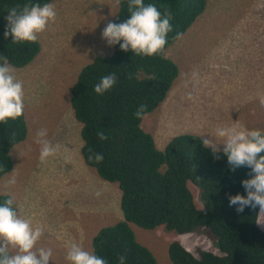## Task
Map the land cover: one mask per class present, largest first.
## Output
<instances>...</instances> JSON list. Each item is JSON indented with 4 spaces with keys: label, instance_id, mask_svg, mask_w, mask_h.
Segmentation results:
<instances>
[{
    "label": "rangeland",
    "instance_id": "1",
    "mask_svg": "<svg viewBox=\"0 0 264 264\" xmlns=\"http://www.w3.org/2000/svg\"><path fill=\"white\" fill-rule=\"evenodd\" d=\"M53 5L56 21L37 39L41 53L30 65L15 68L23 82L29 132L11 151L14 168L3 177L0 193L11 194L21 209L31 207L17 214L25 218L23 212L32 210L25 219L45 231L50 264H69V242L93 251L99 231L123 219L119 186L101 179L82 158L83 125L70 103L81 70L97 56L113 52L102 32L119 6L115 0H55ZM165 56L178 64L180 74L166 99L142 122L158 149L182 134L215 138L218 127L234 121L264 130V106L257 98L264 94V0H208L206 11ZM40 129L47 130V139L57 148L46 163L40 162L35 142ZM191 189L201 208L199 190ZM133 228L159 264H172L169 245L175 241L195 255L202 250L220 253L205 233L177 237L164 227Z\"/></svg>",
    "mask_w": 264,
    "mask_h": 264
},
{
    "label": "trees",
    "instance_id": "2",
    "mask_svg": "<svg viewBox=\"0 0 264 264\" xmlns=\"http://www.w3.org/2000/svg\"><path fill=\"white\" fill-rule=\"evenodd\" d=\"M54 1L0 0V56L14 68L30 65L42 48L38 40L12 43L11 36L5 38L8 11ZM144 4H154L162 15L166 11L172 14L173 31L168 35L166 51L177 41V33L184 36L194 26L206 11L208 0H144ZM129 15L128 0H120L111 23H123ZM165 51L152 57L138 56L131 50L121 51L117 44L110 55L97 56L85 66L71 90L72 109L83 125L82 158L101 179L117 184L122 194L123 219L99 231L92 241L93 251L107 264H118L120 256H126V264H159L153 251L138 241L133 226L147 231L164 227L177 237L205 233L217 242L220 252L202 250L195 255L175 241L169 245L172 264H264V230L257 224L259 208L246 207L237 213V206L229 207V196L247 195L241 182L252 178L248 175L251 169L232 171L223 150L214 155L194 134L179 135L160 150L142 127L143 119L135 116L141 104L147 106V114L154 112L180 74L178 64L167 58ZM109 74H115L116 84L103 95L96 94L95 85ZM27 120L24 111L21 117L0 123V185L14 168L13 147L28 136ZM100 131L107 140L98 138ZM94 153L102 154L103 161L90 159ZM191 186L199 190L201 208ZM10 198L7 191L0 193V204ZM13 207L17 213L31 209H21L15 202ZM31 212H23L25 218ZM43 238L37 249L47 246Z\"/></svg>",
    "mask_w": 264,
    "mask_h": 264
},
{
    "label": "clouds",
    "instance_id": "3",
    "mask_svg": "<svg viewBox=\"0 0 264 264\" xmlns=\"http://www.w3.org/2000/svg\"><path fill=\"white\" fill-rule=\"evenodd\" d=\"M117 6L120 0H115ZM129 17L120 24L109 22L102 32V39L108 46L120 45V50H131L135 55L152 57L162 54L167 45L169 33L173 31L170 23L172 14L163 15L154 4H144V0H128ZM55 6L46 3L24 5L22 9L13 7L6 15L7 28L5 38L12 37V43H35L40 34L56 21ZM177 33L174 39H182ZM123 41V43H121ZM115 74L101 78L94 87V92L103 95L116 84ZM259 103L264 106V94H257ZM147 106L141 104L135 113L137 119L146 117ZM24 112L23 82L17 79L16 69L6 57L0 56V123L15 120ZM47 130L36 133L35 142L40 146L39 159L46 163L55 157L57 148L47 139ZM102 141L108 137L104 131L98 132ZM214 137L203 139L205 148H211L214 155L227 156L232 171L247 167L252 178L241 182L247 195L229 196V207L237 206V213H243L246 207L259 208L257 224L264 225V130L249 129L244 124L234 121L231 125L218 127ZM96 163L103 161V155L94 153L89 157ZM9 183H15L12 179ZM14 200L8 199L0 204V264H50L52 250L36 248L43 236L41 226L33 227L31 220L21 218L13 207ZM66 260L69 264H107V261L86 250L82 244L69 242L66 245ZM14 252V254H13ZM118 264H126V256L118 258Z\"/></svg>",
    "mask_w": 264,
    "mask_h": 264
}]
</instances>
